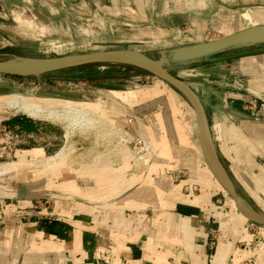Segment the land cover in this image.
Returning a JSON list of instances; mask_svg holds the SVG:
<instances>
[{"label": "rangeland", "instance_id": "1", "mask_svg": "<svg viewBox=\"0 0 264 264\" xmlns=\"http://www.w3.org/2000/svg\"><path fill=\"white\" fill-rule=\"evenodd\" d=\"M61 1L0 0V59L13 53L33 58L57 57L58 52L54 47L67 43L68 38L64 33L70 31L73 32V37L74 35L78 37V41H85L92 47L68 49L60 54L123 49L134 51L147 59L162 60L164 68L169 73L185 81L198 95L202 108L201 117L205 120L208 117L207 113L212 115V111L219 108V101L225 96L231 104H236L242 99L250 101L240 106H244L245 111L253 113L255 117L264 116V88L261 90L255 88V84L264 81V62H256L260 60V57H264V42L236 46L186 62L173 59V53L177 47L219 39L230 34L229 32L233 33L245 28L264 26V20L253 22V19L251 20L247 15V12L250 13L253 10L264 12V0H134V2L130 0L125 4H122L120 0V8L115 12L110 8H97V12L94 11L89 16L80 14L83 18L73 17L70 26L59 25L58 30L45 29L39 21L43 22L46 18L48 20L50 13L57 10L54 13L55 19L63 20V13L58 12L59 7H62ZM77 1L82 2V0ZM32 2H36L39 6V15L36 11L27 9ZM101 2L112 8L108 0ZM79 7H82L81 4ZM76 9L74 13L79 15L78 11H82V8ZM97 22L103 23V26L97 25ZM253 58H258L253 64L256 67L248 65ZM100 88L135 89L136 98L142 101L139 105L143 107L146 103L147 107L148 102L151 105L149 108L151 107L152 118L157 121L152 122V134L156 136L152 138L150 148L139 137L134 136L135 143H130L128 139L133 136L123 133L119 136L120 155L133 160L134 173L138 176L143 168L148 167L145 185L142 182L136 185L135 190L140 197L149 196L150 202H143L139 209L149 210L152 215L158 210L170 207L171 201L168 199L170 190L178 194L183 189L182 193H192V196H196L201 195L203 189L206 191L209 189L213 195L214 204V210L210 215V220L214 224L209 240L210 245L214 248L220 237L231 241L229 232L233 226V217L238 211L229 193L215 180L212 167L203 156L200 136H198L199 121L195 99L167 79L122 61L88 63L39 76L21 77L0 74V93L5 94L0 95V106L7 108L4 100L12 95L21 94L56 98L65 101L68 105L89 109V106L93 105L81 101H97L103 93ZM110 92H114L113 96L119 97L134 93L129 91L124 95L118 90H107L108 94ZM139 107L137 111L143 114V109ZM97 113L92 112L88 120H86L88 117L85 119L87 115L83 116L85 122L83 120L81 124H77L81 120L76 122L75 128L68 120L52 121L41 118L44 129L38 137L30 140L39 146H47V156L61 149L63 153L57 155L51 164L41 161V164H37L38 160H31L29 157L25 158L21 167L17 166L19 162H14L16 164L14 169H16L10 173L1 174L0 178L10 179L7 182L18 184L21 193L29 195L31 185L29 183L33 175L38 173L42 194L40 198L30 199L22 196L6 197L7 192L3 191L4 195L0 194V208L14 204L24 211L37 209L47 213L48 216L55 217L58 201L53 196L47 195L55 190V185L49 183L63 180L59 174L62 168L71 171L75 169V166H81L61 165L73 159L70 156L73 151L77 154L84 151L86 145L78 143V135L81 131L84 135L91 132L92 137L94 136L91 143L97 147L99 140L97 141L96 137L98 139L100 134L105 132L111 134L114 131V128L112 130L111 127L101 123V120L105 119ZM0 115H2L1 111ZM140 115L137 116L142 121L143 118ZM160 119L161 122H159ZM110 123L114 124L111 121ZM206 123L209 130L208 122ZM164 124L167 129L163 127ZM2 125L3 122L0 120V151L1 147L9 142V144L20 145L26 140L21 135L17 139L8 138L9 134L4 133ZM65 134L67 138L64 137ZM160 135H164L162 147ZM211 142L208 146L211 152L207 153L215 157L220 164L222 163L221 166H231L230 161L222 160L217 146L213 140ZM90 157L98 161L97 154H92ZM12 160H16L12 155L2 157L0 164ZM258 162L264 163V158L258 157ZM99 166L102 165L92 167ZM159 178L162 179L163 187L156 182ZM211 178L215 180L214 184ZM229 180L231 183L234 182L233 186L242 192L243 197V193L247 194L238 180L236 181L233 177ZM164 188L167 189L164 190ZM45 193L46 196H42ZM245 219L247 218L242 215L241 221H247ZM259 224L264 225L252 219L245 223V230L236 243L235 253L231 254L226 264L257 263L258 255L264 252L262 232L264 228L261 229Z\"/></svg>", "mask_w": 264, "mask_h": 264}, {"label": "crops", "instance_id": "2", "mask_svg": "<svg viewBox=\"0 0 264 264\" xmlns=\"http://www.w3.org/2000/svg\"><path fill=\"white\" fill-rule=\"evenodd\" d=\"M101 1L62 0V7H59L58 12L63 13V20L55 19L56 10L50 13L48 20L44 18L45 20L39 21V24L45 29H57L59 25H72L71 20L75 16L81 17L80 14H84L86 17L94 11L97 12V8H110L114 12L120 8V0H108L112 8L101 4ZM121 1L125 4L130 0ZM79 4L82 7H79ZM77 7L82 8V11H78L79 15L74 13ZM38 8L36 2L27 7L39 15ZM247 15L253 22L264 20L263 11L253 10L247 12ZM96 24L103 26L100 22ZM64 34L68 42L54 47L58 52L57 57L69 56L60 54L68 49L92 47L85 41H78L76 35L73 37V32L66 31ZM13 55L30 57L16 53ZM256 59L258 58L250 60L248 65L256 67L253 65ZM256 62L263 63L264 57H260ZM261 84H264V81L255 84V88L259 90L264 88ZM100 90L103 93L97 101H81L93 105V110L87 114L86 120L92 112H98L97 114L105 119L101 120V123L112 130L114 128V131L111 134L102 132L98 139L96 137V140H99L97 147L91 143L94 137L91 132L84 135L81 131L78 135V143L85 144L86 150L83 149L84 151L78 154L73 151L70 155L73 159L61 165L81 166H75L77 172L75 169L70 171L62 168L59 174L63 180L49 183L55 185V190L47 195L58 201L55 217L37 209L24 211L14 204L0 208V264H226L231 254L235 253L234 249L245 230V223L251 219L264 223V163L258 162V157L264 158V116L255 117L253 113L246 112L244 106H240L250 101L242 99L236 104H231L225 96L220 99L219 108L214 109L212 115H208L205 109L209 130L206 123L207 134L204 136V142L201 140L198 123L203 156L209 162L208 165H211L215 180L229 193L238 211L233 217V226L229 232L231 241L220 237L213 248L209 240L211 231L214 230V224L210 220L214 204L209 189L207 191L203 189L202 194L196 196H192V193H182L183 189L178 194L170 190L168 192L170 207L158 210L152 215L149 210L139 209L143 202H150L149 196L140 197L135 190L136 185L142 182L145 185L148 167L143 168L138 176L134 173L133 160L120 155L119 136L123 133L139 137L150 148L152 138L156 136L152 134V122L157 121L152 118L151 107L149 108L151 105L148 102L147 107L146 103L143 107L139 105L142 101L136 98L135 89L100 88ZM107 90H118L124 95L129 91L134 93L119 97L113 96L114 92L108 94ZM137 107L143 109V114L137 111ZM0 111L2 126L7 131L17 132L26 139L20 145L13 146L12 157L16 160L10 162H19L17 166L21 167L25 158L29 157L31 160H38L37 164L40 161L51 164L57 155L63 153L61 149L47 156V146H39L31 141L44 129L43 119L13 112L3 106H0ZM137 115L142 116V121ZM197 119L199 121V117ZM163 127L167 129L165 124ZM163 136L160 135L161 147L164 142ZM211 140L217 146L222 160L230 161L231 166H221L222 163L207 153L211 152L208 147L212 143ZM162 152L164 153L163 150ZM92 154H97L98 161L90 157ZM93 165L102 166L95 168ZM33 176L29 183L31 184L29 195L22 194L18 184L7 182L10 180L8 178H0V194L4 195L3 191H6V197L40 198L41 180L38 173ZM232 177L244 186L247 193H243L244 197L242 192L235 189L234 182H230L229 179ZM149 178L151 180V176ZM215 180L212 179V184ZM156 182L163 187L161 178L156 179ZM229 190L236 196L237 202L243 199L248 208L237 205ZM42 196H46V193ZM238 213L240 215H237ZM242 215L247 221H241ZM259 225L261 229L264 228V225ZM262 232L264 234V229ZM256 262L264 264V252L258 255Z\"/></svg>", "mask_w": 264, "mask_h": 264}, {"label": "water", "instance_id": "3", "mask_svg": "<svg viewBox=\"0 0 264 264\" xmlns=\"http://www.w3.org/2000/svg\"><path fill=\"white\" fill-rule=\"evenodd\" d=\"M258 42H264V26H261L260 28H245L225 35L219 39L178 47L173 53V59L178 62H186L200 59L236 46ZM112 61H122L143 68L150 73L165 78L174 86L189 94L191 98L195 99L194 103L197 110V116L199 117L201 140L204 142V136L207 134L205 126L206 120L204 117H201L202 108L198 95L185 81L169 73L167 69L164 68L163 61L160 59H147L143 55L131 50L110 49L50 59L40 58L39 62L20 66L0 64V74L21 77L39 76L42 74L69 69L88 63ZM229 192L231 191L229 190ZM231 194L233 195L232 192ZM233 196L237 202L236 196Z\"/></svg>", "mask_w": 264, "mask_h": 264}, {"label": "bare ground", "instance_id": "4", "mask_svg": "<svg viewBox=\"0 0 264 264\" xmlns=\"http://www.w3.org/2000/svg\"><path fill=\"white\" fill-rule=\"evenodd\" d=\"M39 61L40 58L35 57L8 55L0 59V64L20 66ZM4 104L7 108L12 109L13 112H21L32 118L50 119L52 121H60L61 119L68 120L71 122L73 127L74 125L76 127L77 124H81L82 120L84 121L83 116L89 114V112L93 110V106H89V109L80 108L75 105H68L65 101L56 98L31 97L21 94L10 96L9 99L4 100ZM80 120L81 122L79 123L78 121ZM76 122L78 123L76 124ZM15 165L16 164L14 162L0 164V175L14 169ZM237 205L248 208L243 199H239Z\"/></svg>", "mask_w": 264, "mask_h": 264}, {"label": "built area", "instance_id": "5", "mask_svg": "<svg viewBox=\"0 0 264 264\" xmlns=\"http://www.w3.org/2000/svg\"><path fill=\"white\" fill-rule=\"evenodd\" d=\"M2 130L4 131V133L9 134V135H7L8 138L10 137L11 139H13V138L14 139H17V138L20 137V135L17 132H13V133L12 132H9V131H7V129L5 127H3ZM135 140L136 139L134 137H130L128 139V141L130 143H135ZM9 143H7V145H4L3 147H1L2 150L0 151V158H2V157H8V156L12 155V148L15 145L13 143L12 144H9ZM145 150H146V148H145ZM3 155H5V156H3Z\"/></svg>", "mask_w": 264, "mask_h": 264}, {"label": "trees", "instance_id": "6", "mask_svg": "<svg viewBox=\"0 0 264 264\" xmlns=\"http://www.w3.org/2000/svg\"><path fill=\"white\" fill-rule=\"evenodd\" d=\"M23 129H26V127H23ZM28 130V129H27Z\"/></svg>", "mask_w": 264, "mask_h": 264}]
</instances>
